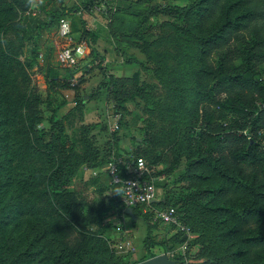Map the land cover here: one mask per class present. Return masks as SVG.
<instances>
[{"label": "rangeland", "instance_id": "obj_1", "mask_svg": "<svg viewBox=\"0 0 264 264\" xmlns=\"http://www.w3.org/2000/svg\"><path fill=\"white\" fill-rule=\"evenodd\" d=\"M84 2L45 0L40 8L26 13L34 20L47 12L74 8L67 18L72 21L82 16L85 20L92 35L75 32L76 39L81 40L79 36L83 35L89 46L76 70L79 75L76 86L65 87L64 79L70 71L57 61L59 47L64 44L57 23L51 22L46 27L40 46L43 56L39 54L32 67L30 43L14 29L0 30V39L7 41L6 45H0V54L2 49H11L21 69L29 73L30 86L45 101L46 115H49L47 98L58 104L67 101L58 118L69 139L74 140L75 174L66 188L76 195L90 231L88 264H139L148 245L154 246L155 241L160 243L177 233L176 228L159 219L158 211L167 207H175L193 233L189 240L179 241L173 249L157 245L154 248L157 256L176 264L261 263L264 248H248L243 242L246 235L253 233L251 228L233 222L223 208L231 206L235 196L218 195L214 199L212 191L218 185H226L225 179L212 173L214 165L199 163L206 156V144L197 136L199 131L209 135L226 128L249 133V121L254 115L244 118L230 113L224 124L219 119L207 122L200 77L206 63L214 62L216 50L205 51L201 42L221 20L216 15L200 20L197 0H118L116 8L108 14L85 8ZM165 49L174 55L175 63L180 50L185 55L181 61L184 80H174L176 85L170 90L161 82L159 68L160 54ZM55 79L57 99L50 86ZM246 93L253 99L248 103L249 111L263 110L264 114V109L259 108L264 97L253 90ZM211 110L208 105L207 111ZM116 113L122 115L118 129L114 124ZM250 135L264 141V131ZM115 152L134 163L142 157L148 166L147 177L157 187L159 204L133 209L136 220L126 211L122 213L118 192L105 170L104 162L109 156L114 157ZM10 155L1 157L5 167ZM217 165L223 169L240 166ZM15 225L9 226L6 240L16 238L18 252L27 253L32 260L29 264L50 263L48 250L41 248L42 242L38 243L41 240L38 233L45 227L42 222L24 218L17 224L20 227ZM68 235L74 239L77 231L71 229ZM121 239L129 240L130 244L120 249ZM47 248H55L53 241L49 240Z\"/></svg>", "mask_w": 264, "mask_h": 264}, {"label": "trees", "instance_id": "obj_2", "mask_svg": "<svg viewBox=\"0 0 264 264\" xmlns=\"http://www.w3.org/2000/svg\"><path fill=\"white\" fill-rule=\"evenodd\" d=\"M57 1L63 3L65 0ZM117 2L85 0L84 5L92 10L99 6L101 13L108 14L116 8ZM196 4L200 20L206 21L214 15L221 20L201 42L205 51L216 50L214 62L206 63L200 77L207 122L219 119L224 124L230 113L244 118L254 114L249 121V133L226 128L209 135L199 131L197 136L206 144V156L199 163L214 165L212 173L226 181V185H218L212 191L214 199L218 195L223 198L232 194L235 196L231 206L223 208L233 222L251 228L253 233L244 237V244L248 248H264V141H257L250 135L251 132L258 135L264 131V114L263 110L249 111L248 103L253 99H249L246 93V90H253L264 97V0H197ZM74 10L63 8L31 20L26 14L31 10L25 9L24 0H0V30L7 32L14 29L27 39L31 51L29 66L32 67L37 63L38 55L43 56L40 46L46 27L54 22L58 28L60 20ZM77 19L72 20L74 35L82 31L87 36L92 35L85 27L82 16ZM79 37L83 39V35ZM7 50L2 49L0 54V264H29L32 261L26 252H18L15 237H11L10 241L5 238L9 226H17L24 218H36L45 226L43 232L38 233L41 239L38 243L42 242L41 248L48 250L47 257L51 261L48 264H88L90 231L85 225L87 222L76 195L66 188L75 174L72 157L74 140L69 139L63 122L58 118L67 101L61 100L58 104L47 98L49 115H46L45 101L30 86L29 73L21 69L11 49ZM160 56L161 82L170 90L176 85L174 80H184L186 74L182 72L181 61L185 55L180 50L176 63L169 49L162 50ZM78 66L63 67L70 71L64 79L66 88L73 87L70 80ZM55 83L56 79L50 86L57 99ZM207 104L211 106V111H207ZM259 108L264 109V101H259ZM236 121L240 126L238 118ZM10 153L9 164L5 167L1 157ZM120 156L114 153V157ZM123 157L127 164L134 163L132 159ZM111 159L112 155L104 163ZM217 163L229 168L231 163L240 166L223 169ZM127 164L121 166L122 175L132 176ZM13 170L17 172L13 174ZM115 187L118 204L125 214L122 192ZM161 202L166 203L165 200ZM158 204L155 201L150 205L134 207V210ZM177 213L180 215L178 210ZM181 219L191 230L190 224ZM71 229L77 231L74 239L68 237ZM49 240L55 244L54 249L47 248ZM186 240L185 234L177 230L175 236L160 243L155 241L154 246L148 245L139 263L156 257L154 248L157 245L173 249L179 241L184 243ZM257 254L259 256V251ZM261 259L262 262L257 264H264V255Z\"/></svg>", "mask_w": 264, "mask_h": 264}, {"label": "built area", "instance_id": "obj_3", "mask_svg": "<svg viewBox=\"0 0 264 264\" xmlns=\"http://www.w3.org/2000/svg\"><path fill=\"white\" fill-rule=\"evenodd\" d=\"M100 11V7L96 6ZM80 13V12H79ZM57 32L63 43L58 50L57 61L62 67L76 68L81 60L88 53V42L86 39L77 40L72 29V21L68 18H62L58 24ZM79 75L75 74L70 80L72 86H76ZM121 113L115 115V129L119 128ZM127 164L123 157H112L105 164V170L111 181L122 192V200L125 209L138 207L141 205H150L157 200V187L155 183L147 177L148 166L144 159L140 157L135 163L127 164L128 172L132 176H123L121 166ZM126 211V210H125ZM159 219L167 224L176 227V229L185 234L187 240L191 237V230L181 219L174 207H168L158 211ZM121 229V228H119ZM130 244L129 240L121 239L118 243L120 249L126 248Z\"/></svg>", "mask_w": 264, "mask_h": 264}, {"label": "water", "instance_id": "obj_4", "mask_svg": "<svg viewBox=\"0 0 264 264\" xmlns=\"http://www.w3.org/2000/svg\"><path fill=\"white\" fill-rule=\"evenodd\" d=\"M157 200H154L153 202H155ZM126 213L131 215L132 217H134V219L136 220V216L134 215L133 212V208H127L126 209ZM139 264H176L175 261H170L169 259L165 258V257H161V256H156L153 258H150L148 260H145Z\"/></svg>", "mask_w": 264, "mask_h": 264}, {"label": "clouds", "instance_id": "obj_5", "mask_svg": "<svg viewBox=\"0 0 264 264\" xmlns=\"http://www.w3.org/2000/svg\"><path fill=\"white\" fill-rule=\"evenodd\" d=\"M24 3H25V9L36 10L45 3V0H24ZM6 43H7L6 40L0 39V45H6Z\"/></svg>", "mask_w": 264, "mask_h": 264}]
</instances>
